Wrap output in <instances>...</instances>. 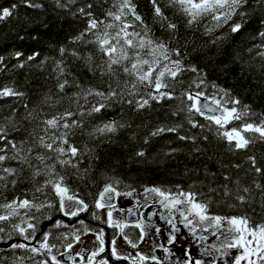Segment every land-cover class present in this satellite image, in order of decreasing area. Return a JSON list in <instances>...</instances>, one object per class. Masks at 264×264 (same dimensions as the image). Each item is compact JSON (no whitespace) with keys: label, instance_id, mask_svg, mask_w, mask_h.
<instances>
[{"label":"trees","instance_id":"16d2710c","mask_svg":"<svg viewBox=\"0 0 264 264\" xmlns=\"http://www.w3.org/2000/svg\"><path fill=\"white\" fill-rule=\"evenodd\" d=\"M13 2L18 5L17 10L10 18L0 20V57L3 58L0 90L8 87L22 95H0V128L5 130L7 140L13 141L17 149H23L21 155L28 162H21L19 157L13 159L16 153L12 145L0 141V149H5L0 155L6 156L0 162V177H4L0 179V205L13 199L33 200L35 195V202L51 201L53 207L41 211L19 210L10 221L0 222L4 228L0 243L15 239L29 243L23 249L1 248L0 264H40L41 261L50 264L46 251L35 254L29 251L31 247L38 248L33 238L45 223L46 232L54 235L55 249L63 248L68 230L64 229L51 186H45L46 180L60 177L69 194L82 200L87 208L94 206L105 184H111L117 192L159 187L172 194L196 193V199L207 204L210 215L244 216L252 226L264 223V196L256 187V183L264 186V176L256 174L248 160L252 156L257 166L264 168V140L258 134L243 133L252 142L245 149L236 150L222 135L242 123L259 124L264 119V56L259 55L264 52V38L259 35L264 32V0H241V6L231 18L226 22L221 20L219 25L207 15L190 26L179 6H171V0H155L166 17L164 20L154 15L152 0H128L132 11L121 8L124 0H29L39 4L38 8L27 7L23 0H0V6ZM81 8L85 14H81ZM88 12L91 17L86 15ZM108 12L119 14L121 20H114ZM137 15L140 21L135 19ZM89 19L103 23L97 29L87 30ZM168 22L177 28L168 30ZM125 23L130 25L128 32L140 36L147 32L146 38L179 50L180 56L172 52L170 59L181 60L185 69L179 76L182 83L166 77L168 87L163 89L172 92L173 98H161L150 87L135 81L132 75H125L122 67L127 64L130 68L128 61L113 66L114 72L108 71L107 57L94 42L96 35L107 30L114 36ZM233 23L241 24L239 32L231 31ZM106 24L113 27L106 29ZM209 27L211 32L206 31ZM16 52L21 56L16 57ZM132 53L129 50L130 57ZM29 56L33 59L29 60ZM191 67L198 71L192 72ZM134 81L136 87L132 88ZM61 83H65L63 91L58 88ZM109 85L116 96L105 99L94 95L95 91L107 94ZM185 91L194 98L217 101L223 109L236 107L244 114L239 120L233 119L220 127L199 111H188L186 106L191 101L182 94ZM149 92L157 99H151ZM143 99L149 103L138 109L137 101ZM233 99L239 100V104H231ZM100 104L104 107L99 112L91 111ZM66 111L72 115L61 120V124L77 121L67 136L68 142L79 150L72 158L76 167L61 166L56 162V153L39 146V137L44 135L43 121L54 116L59 119ZM189 120L197 127H192ZM105 124H112L115 131H98ZM157 127H176L177 131L151 136ZM61 131L64 129H49L46 141L58 137ZM181 135L194 139L180 140ZM29 148L33 149L30 153ZM137 151H144L145 156L137 157ZM37 155L52 159L42 164ZM45 164L53 167L52 173ZM4 168H12L15 173H5ZM37 170L40 174L34 177ZM225 175L231 180H224ZM237 179L241 186L251 190L243 204L224 195L225 184L235 193L236 185L232 181ZM38 186H44L43 194L35 193ZM210 188L214 191H209ZM5 212L0 208V214ZM57 220L61 222L59 227L54 226ZM29 223L35 226L34 235L27 227ZM13 224L25 228L28 239L15 232Z\"/></svg>","mask_w":264,"mask_h":264},{"label":"snow or ice","instance_id":"6c2138e0","mask_svg":"<svg viewBox=\"0 0 264 264\" xmlns=\"http://www.w3.org/2000/svg\"><path fill=\"white\" fill-rule=\"evenodd\" d=\"M153 2V10L154 15L156 17L161 18V20L166 19L164 17L161 7L157 6L155 0ZM23 3L27 7H40L39 4H32L29 0H23ZM171 6H179V8L183 11V13L187 16V25H192L198 18L211 15L213 21L216 22L217 25L220 24L221 20L227 21L231 18L232 14L241 6V0H171ZM88 8H91V5H87ZM18 5L16 3H11L9 6H0V20H6L13 15V12L16 11ZM121 8H127L129 11H132V6L129 4L128 0H124V3L121 5ZM81 14L84 13V9H80ZM243 15V13H240ZM89 17H91V12L86 13ZM108 16L112 17L116 21L121 20V16L119 14L113 15V13L108 12ZM137 21L141 20L140 16H135ZM103 23V21H98L96 19H89L87 24V30L97 29L98 24ZM113 27L112 24H106V29H111ZM130 27L127 23L123 25L120 31L116 32L115 35H111L107 30L103 31L99 35H96L95 43L98 45L100 52L103 56L107 57V67L109 72H114L115 69L113 66H120L122 61H128L130 63V68L127 64L122 67V71L125 75H132L135 78V81H139L141 84H144L147 87L152 89V92H155L159 95V97H168L169 99L173 98L172 92L164 91L168 87V84L165 82V78H171L174 82H180L179 76L185 70L181 66L180 59H170V54L175 52L177 57L180 56V52L178 49L169 48L167 44L162 41H154L153 39L146 38L148 33L145 32L143 36H140L135 32H128L127 29ZM177 25L171 22L167 23L168 30H175ZM241 29L240 23H233L231 26V31L233 33L239 32ZM206 31L211 32L212 28L209 27ZM259 35L264 38V32H260ZM137 37H139L137 42ZM115 41V43H111L110 41ZM122 40V43H121ZM139 49L140 51H137ZM129 50H133L132 57L129 56ZM61 53L64 52V49H60ZM143 52V54H142ZM259 55L264 56V52L259 53ZM16 57H20L21 53L16 52ZM2 57H0V61H2ZM29 60L33 59V56L28 57ZM165 62V63H162ZM21 67L23 65H20ZM102 67V66H101ZM190 70L192 72H197L198 69L196 67H191ZM103 75V72H101ZM135 81L132 84V88L136 87ZM66 83V82H65ZM65 83L58 84L59 90L63 91L65 87ZM127 84V81H125ZM174 87V85H173ZM152 92H149L148 95L151 99L156 100L157 96L152 95ZM89 94H93L91 90H89ZM184 96L187 97L189 101H191L190 106L188 107V111H199L197 107V102L193 95L190 92H183ZM0 95L2 96H20L22 93L15 92L13 89L8 87L0 90ZM94 95L99 97H104L107 99L108 97L116 96V91L112 89L111 85H109V91L105 94L102 91H95ZM202 95V93H197V96ZM149 103L148 99H143L142 101H137V108L141 109L145 105ZM217 103L219 107V103ZM231 104L237 105L239 104V100L233 99ZM104 105L100 104L91 109L92 112H99ZM245 109H247V105H245ZM244 113L238 112L236 107L224 108L223 112L218 115H213L207 117L212 120L216 125L223 127L225 124H228L231 120L236 119L239 120ZM72 113L66 111L62 117L59 119L57 117H52L49 119H45L43 121L44 124V135L39 137V146L44 148L47 151L54 152L57 154L56 162H58L61 166H71L76 167V164L72 163V158H75L78 154V148L73 144L69 143L67 140V136L69 135V131L72 127L77 125L76 120H72L71 123L64 122L60 123L61 120H64L66 117L71 116ZM173 115H177V113H173ZM189 123L192 124V127H197L195 123L189 120ZM63 128L64 131H61L58 137H54L51 141H46V136L49 129H59ZM108 131L113 132L115 128L112 124H105L104 128L99 129L98 131ZM176 132V127H157L153 132L150 133L151 136H156L161 132ZM243 133H255L258 134L261 140H264V119L261 120L259 124L255 123H242L239 128L233 127L230 131L223 132V136L227 139L230 145H234L236 150L245 149L252 141L243 135ZM180 140H192L193 137L190 136H179ZM206 140L207 137H204ZM0 141H5L6 144H11L16 155L13 156V159L17 157L20 158L21 162H28L26 157L21 155L23 149H17L16 145L13 141L6 139V133L3 128H0ZM148 141L145 140V143ZM32 148H29L27 151L32 152ZM0 151H5V149H0ZM67 154H70L68 159H64L63 157ZM137 157H144V151H137L135 153ZM6 159L5 155H0V162H3ZM36 159L40 161L42 164L45 163L46 159H52V157H45L44 155H37ZM248 160L251 162L252 170L258 175L264 176V168L257 166L256 160L254 157L249 156ZM29 166L32 165L29 163ZM45 167L48 169L49 173L53 172V167L45 164ZM233 167L239 169L240 165H233ZM3 171L8 174H14L15 170L12 168H4ZM40 174L39 170L33 173V176H38ZM0 179H4V177H0ZM224 180H231V177L225 175ZM15 183V181H13ZM236 185V191L233 193L227 186V184L223 185L224 195L232 196L236 201L243 204L245 203V197L250 193V188L246 186H241L239 179L232 181ZM51 186L52 192L55 194V198L58 200L59 211L64 213L69 218L75 217L79 212L84 211L87 208V205L80 199H77L73 195L69 194V189L67 186L63 184V177H60L58 180H46L45 186ZM179 187V186H177ZM191 187V186H190ZM256 187L261 189V194L264 196V186L256 183ZM145 193L155 194V196L160 199L157 201L161 204L163 208H166L169 212V220L168 223L172 226V232L175 233L178 231L176 228V223L171 219V216L174 211L179 212V222L184 225L185 228H188L193 237L200 241H205L208 239L206 235L197 236V229L199 228L202 232L208 233L211 229V235L216 237L219 240L220 236H223V241L220 242L219 245H208L205 249L206 255H212V251L221 253V249H231L236 248L238 250L242 249L239 254L235 255L234 260L230 261L229 264H264V223L256 224L252 226L247 217L244 216H229L223 217L219 215H210L208 213V206L204 202H200L196 199V193L192 191H180L177 194H172L169 192L163 191L159 187H150L144 189ZM209 191H214L213 189H209ZM35 193H44V186H38L35 188ZM109 195H120L119 192L116 191L112 187L111 184H105L103 190L99 193V198L95 201V206L97 209H101L104 207L112 208L114 205H111L104 201L105 196ZM124 195H131V193H124ZM147 200L148 197L145 196ZM37 197L34 195L33 200L29 199H13L8 203L0 205V208L6 210L4 214H0V222H8L11 218L18 215L19 210H31L35 208L36 211H41L45 208H52L53 205L51 201L48 203L44 202H35ZM66 201L71 202L70 205L66 206ZM74 208V210H70ZM131 211V210H129ZM108 216V225L109 227H115L120 234H123V229L126 225L123 222H117L112 218V212L109 211L107 213ZM46 219H51V217L46 216ZM97 218V217H94ZM83 224V221H80ZM226 223V230L221 231V226ZM61 225L60 221L55 222V227H59ZM15 232L19 233L25 239H28V233L25 228L21 227L20 224L12 225ZM29 229L33 230V235L35 234V226L31 223L27 225ZM134 227L140 229V239L144 238V224L143 221L137 222ZM4 232V228L0 227V233ZM104 233L101 231L96 235V241L99 242V246L93 245V250L90 254H88L87 264H94V259L100 253L104 252L105 243H104ZM11 239V236H9ZM49 239V233L44 232L42 241L39 244V247H31L29 251L33 254L40 252L41 250L46 251L48 255V260L51 261V264H60V261L57 260L56 256L51 255L52 250L55 248L54 244L47 243ZM74 240H79L78 235L73 236ZM125 241L130 244L131 247L135 248L136 242L131 240L127 235H124ZM179 237H174L170 235L168 237V242L174 243L178 240ZM112 256L113 258L119 260L122 257L117 253L115 244V239L112 241ZM11 247L13 249H23L26 247L24 244H12ZM72 248V244L69 243L66 245L65 251ZM207 249H211L212 251H208ZM167 249L165 252L167 253ZM222 255H227L226 252L221 253ZM80 253H77L79 256ZM187 255V252L185 253ZM136 256L139 258L140 262L146 261L149 259L141 255L139 252L136 253ZM255 257V259H253ZM72 257L69 256V260ZM123 259H128V257H123ZM151 260L154 264H160V261L157 260L155 256L151 257ZM40 264H47V261H41ZM95 264H108L107 260L100 259L95 261ZM131 264H136V261H132ZM184 264H189L188 260L184 261ZM194 264H205L202 260H195ZM212 264H215L213 261Z\"/></svg>","mask_w":264,"mask_h":264},{"label":"flooded vegetation","instance_id":"af4514ba","mask_svg":"<svg viewBox=\"0 0 264 264\" xmlns=\"http://www.w3.org/2000/svg\"><path fill=\"white\" fill-rule=\"evenodd\" d=\"M120 195H107L104 198L105 201L114 207H104L97 209L95 204L92 208H86L84 211L78 213L77 216L69 218L64 213L60 212V216L65 223L64 229H67V240L61 250H52L51 255L58 257L62 254V260L65 264H87L88 254L93 250V245L99 246V242L96 241V235L101 231L104 233V252L100 253L94 259L98 261L104 259L108 261V264H131L132 261H136V264H154L151 260L152 256H155L160 264H184L185 260L189 261V264H194V261L199 259L205 262V264H212L211 255L205 254L207 246V240L200 241L193 237L191 232L187 231L182 223L179 222V212L174 211L171 219L175 221L176 228L181 231L173 233L172 226L168 223L169 212L166 208H163L157 201L160 199L155 194L145 193V191H131V192H119ZM124 193H131V195H124ZM145 196L148 199H145ZM99 198V197H98ZM74 210V208L70 209ZM131 210V211H129ZM112 212L113 220L117 222H123L126 227L123 229V234H120L115 227H109L107 213ZM97 217V218H94ZM58 221V220H57ZM83 221V224L80 223ZM143 221L144 224V238L140 239V229L134 227L137 222ZM89 229V230H86ZM47 231V224H43L40 228V232L34 235L35 245L39 247L42 241L44 232ZM78 235L79 240H74L73 236ZM124 235H127L131 240L136 242V247L133 248L128 244ZM172 235L179 237L174 243L168 242V237ZM199 236V232L196 234ZM207 236L206 234H203ZM52 232L49 233L50 244H53ZM87 237H92L87 238ZM115 239V248L117 253L122 257L117 260L112 256V241ZM15 244H24L22 239H15ZM71 243L72 248L65 251L66 245ZM167 249V253L165 252ZM211 251L210 249H207ZM148 257L146 261L140 262L136 253ZM187 252V255L185 253ZM77 253H80L77 256ZM69 256L72 257L69 260ZM128 257V259H123ZM213 257V256H212ZM51 264V261L48 260Z\"/></svg>","mask_w":264,"mask_h":264},{"label":"rangeland","instance_id":"374dc122","mask_svg":"<svg viewBox=\"0 0 264 264\" xmlns=\"http://www.w3.org/2000/svg\"><path fill=\"white\" fill-rule=\"evenodd\" d=\"M195 100L197 102V107H198L199 104H200V102L202 100H204V98H202V97H195ZM70 204H71V202L66 201V206H68ZM223 230H226V223L221 226V231H223ZM187 231L190 232L188 228H187ZM178 232L181 233L180 230H178ZM197 232H199L200 235L206 234V233L202 232L199 228L197 229ZM207 236H208L207 246L208 245H219L220 242L223 241V239H224L223 236H220L219 240H217L216 237H214V236L211 235V229L207 233ZM87 238L93 239L92 237H87ZM241 251H242V249L238 250L236 248L221 249V253L226 252L227 255H222L221 253H217V252L212 251L211 258H209L208 260H211V262L214 261L215 264H229L230 261L234 260L235 255L239 254V252H241ZM56 258H57V260L60 261V264H65L63 262V260H62V254L59 255ZM253 259H255V257H253ZM242 264H243V262H242ZM258 264H260V262H258Z\"/></svg>","mask_w":264,"mask_h":264},{"label":"water","instance_id":"95a60500","mask_svg":"<svg viewBox=\"0 0 264 264\" xmlns=\"http://www.w3.org/2000/svg\"><path fill=\"white\" fill-rule=\"evenodd\" d=\"M199 111L202 115L209 117L213 115L221 114L223 111L220 107H218L216 104L212 103L208 100H202L199 104ZM12 241H9L7 243H0V249L8 248L12 245Z\"/></svg>","mask_w":264,"mask_h":264}]
</instances>
